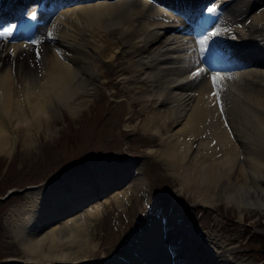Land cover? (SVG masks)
I'll list each match as a JSON object with an SVG mask.
<instances>
[{"label":"bare ground","instance_id":"bare-ground-1","mask_svg":"<svg viewBox=\"0 0 264 264\" xmlns=\"http://www.w3.org/2000/svg\"><path fill=\"white\" fill-rule=\"evenodd\" d=\"M5 1L14 5L8 14L15 18L0 25V32L10 33L0 36V155L10 154L21 135L32 147L42 132L52 133L64 108L78 115L106 82V65L124 54L130 58L120 80L135 86V97L142 99L144 129L165 143L158 153L163 161L174 168L179 145L196 140L198 152L182 186L200 204L213 206L217 198L235 204L240 218L245 211H264V0H213L197 19L186 16L183 0ZM31 17L36 27L28 31L36 37L29 40L20 37V23ZM214 74L222 77L217 87ZM167 119L162 129L158 121ZM141 164L142 156H130L119 170H97L93 178L83 171L56 175L26 190L25 200L8 212L23 260L244 264L227 246V235L183 215L177 196L167 208L154 202ZM132 175L133 183L119 185ZM133 194L157 214L137 234L141 253L129 246L124 254L92 261L106 205L114 201L120 214ZM175 249L180 252L172 256Z\"/></svg>","mask_w":264,"mask_h":264},{"label":"rangeland","instance_id":"rangeland-1","mask_svg":"<svg viewBox=\"0 0 264 264\" xmlns=\"http://www.w3.org/2000/svg\"><path fill=\"white\" fill-rule=\"evenodd\" d=\"M129 58L119 55L106 65L102 74L106 82L98 84L89 105L78 115L73 116L64 108L63 116L57 119L52 133L45 135L42 132L32 147L23 144L20 134L15 150L0 155V264H39L23 260L25 252L13 236L8 215L25 200L26 190L42 186L56 175H74L83 171L92 172L89 177L93 178L97 170H119V164L128 162L130 156L143 157L141 172L150 186L152 200L155 199L154 202L159 205L160 202L167 205H160L161 208L169 207L177 196V207L184 208L185 217L202 227H214L227 235V246L235 257L246 260L244 264H261L264 259L260 248L264 237V211H245L240 218L235 204H227L219 198L213 206L200 204L189 193L190 189L182 186L184 172L189 168L187 164L198 152L196 140L189 146L179 145L178 158L172 161L174 168L163 161L159 154L164 150L165 143L159 135L144 129L147 111L142 99L135 97V86L120 80L121 67ZM130 109L133 110L129 117ZM169 123V119L158 121L162 129ZM135 176L119 185L125 183L126 187L128 183H133ZM147 207L146 199L134 194L120 214L114 201L110 206L106 205L99 224L102 231L95 236L99 241L98 247L89 258L92 261L106 260L124 254L130 250L129 246L141 253L140 236L137 234L145 232L157 216ZM215 214L219 215V219H215ZM179 252L180 249H175L171 255L176 256Z\"/></svg>","mask_w":264,"mask_h":264},{"label":"snow or ice","instance_id":"snow-or-ice-1","mask_svg":"<svg viewBox=\"0 0 264 264\" xmlns=\"http://www.w3.org/2000/svg\"><path fill=\"white\" fill-rule=\"evenodd\" d=\"M212 10L213 9H211V8L208 9V11H212ZM8 35H10V33H8V32H0V36L7 37ZM216 35H218L217 32H212L211 33V36H216ZM207 39H208V37L206 36L203 39L199 40L198 43L203 46L205 44V42H206ZM32 43L35 44V43H39V42L34 40V41H32ZM200 51L203 54V52L205 51V49L203 47H201ZM37 55L39 56V52H37ZM204 71L205 70L202 69V68L201 69H198L196 72H193V77L199 76ZM211 79H212L213 86L214 87H217L218 81L221 80L222 77H220L218 74H214V75H212ZM218 94H219L218 91L217 92H213V96H217ZM221 111H223V107L222 106H221Z\"/></svg>","mask_w":264,"mask_h":264},{"label":"trees","instance_id":"trees-1","mask_svg":"<svg viewBox=\"0 0 264 264\" xmlns=\"http://www.w3.org/2000/svg\"><path fill=\"white\" fill-rule=\"evenodd\" d=\"M261 251L264 254V237H262L261 244H260ZM261 264H264V260H262Z\"/></svg>","mask_w":264,"mask_h":264},{"label":"water","instance_id":"water-1","mask_svg":"<svg viewBox=\"0 0 264 264\" xmlns=\"http://www.w3.org/2000/svg\"><path fill=\"white\" fill-rule=\"evenodd\" d=\"M12 190H10L9 192H11Z\"/></svg>","mask_w":264,"mask_h":264}]
</instances>
